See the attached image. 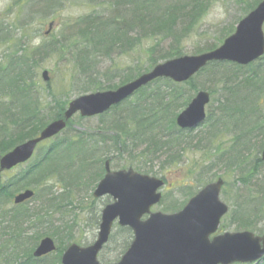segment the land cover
I'll return each instance as SVG.
<instances>
[{"label":"rangeland","instance_id":"rangeland-1","mask_svg":"<svg viewBox=\"0 0 264 264\" xmlns=\"http://www.w3.org/2000/svg\"><path fill=\"white\" fill-rule=\"evenodd\" d=\"M151 1L153 5L149 4L142 13L151 11L150 14L159 18L164 14L163 8L176 6L171 32L141 37L134 31V37L130 33L126 35L128 39L121 36L122 42L118 46L110 44V50L98 55L88 53L89 59L85 63L80 57L86 54V49L92 48V42L85 44L78 35L74 40L67 38L86 16H108L109 6L113 8L112 0H0V68L15 67L14 59L34 51L33 62H28L30 66L33 64L29 67L31 74H26V81L27 84L34 83L43 95L41 105L47 108L43 112L47 124L53 121L50 110L56 112L58 105H65L81 94L120 87L150 71L152 62L162 60L175 47L179 46L176 52L184 56L199 54V50L221 44L218 38L224 37L227 30H235L239 20L247 14L244 5L252 6L260 0H199L207 1L208 6L194 24L189 17L185 18L186 12L193 15L192 0ZM141 16L134 15L133 22L138 24L136 19ZM52 22L53 30L46 35ZM150 24L152 19L144 22L147 28ZM81 42L85 45H80ZM41 45L46 48L54 45L57 51L39 49ZM21 46L23 50H19ZM263 62L259 60L252 64L254 67L263 65L261 74L264 75ZM87 63L92 68L86 69ZM214 67L208 64L192 79L176 86L166 79L157 80L98 117L84 118L76 114L67 129L37 148L30 162L4 173L0 186V263L26 262L27 255L32 254L34 246L45 237H52L58 248L57 238H63L67 245L76 243L84 247L92 244L98 235L101 209L111 201L108 196L94 199L92 192L102 177L104 160L112 157L114 169L132 167L154 177L166 178L168 186L162 189L163 199L153 208L164 213L179 211L192 193L205 183L223 177L220 198L229 206V212L224 215L219 232L248 229L256 235L263 234L264 193L253 194L251 190L256 189L257 183L264 185V164L254 169L255 160L264 149V126L261 128L264 120L254 128L256 139L250 143L249 152L243 157L237 155V160L234 158L232 162L222 159V154H228L233 146L243 151L245 144L235 141V135L241 131L236 121L231 120V125H227L231 131L224 129L220 135L214 131L218 128L213 122L220 116L216 112L223 87L218 85L219 82L213 84L211 73L217 69L224 73L231 65L225 63ZM43 70L50 75L47 82L42 79ZM175 90L179 92L178 97L173 95ZM198 90L211 91L212 100L207 109L214 117L206 119L195 130L180 132L172 124L163 128L166 122H161L159 111L149 110L157 104L153 95L161 91L165 94V103L175 106L170 117L174 120L173 115L181 112ZM18 93L0 95V145L13 143L16 134H20L11 121L13 116L18 118L24 103ZM136 114L140 117H134ZM143 120L145 124L141 125ZM3 128L11 135H4ZM31 130L25 128L21 133ZM127 131L129 134L125 133ZM155 136L157 139L165 136L162 142L166 145L151 146L150 140ZM52 146L56 149L46 155ZM80 169L87 171L83 182L65 175L71 171H75V175ZM27 188L35 191V197L23 205H14V196ZM52 198L54 208L49 203ZM36 214H41L39 219ZM17 219H26L22 229L13 226ZM118 230L116 226L114 236L99 254L102 263L116 262L131 240L130 234ZM20 231L23 235L17 237ZM59 258L58 251L42 257L39 263H31L59 264Z\"/></svg>","mask_w":264,"mask_h":264},{"label":"water","instance_id":"water-1","mask_svg":"<svg viewBox=\"0 0 264 264\" xmlns=\"http://www.w3.org/2000/svg\"><path fill=\"white\" fill-rule=\"evenodd\" d=\"M263 24L264 0L241 20L236 33L229 36L216 50L158 64L151 72L142 74L117 90L77 97L69 103L63 119L52 122L35 137L36 139L28 140L4 155L0 159V169H9L18 163L26 162L39 142L65 129L67 120L78 111L88 117L100 114L155 78L165 76L184 82L209 61L250 63L264 54ZM43 76L48 78L47 71H44ZM209 100V94L198 92L186 110L178 116L176 121L179 126L195 127L204 122V108ZM106 168L107 174L96 189L95 195L100 197L109 193L117 201L104 209L99 236L94 244L84 248L76 244L71 245L62 256V264H100L97 253L108 240L113 220L117 216L121 225H130L135 232L132 246L117 264H231L237 261H256L264 254V236L255 237L248 231L227 232L214 237L213 240L209 239L228 210V206L222 203L218 196L222 186L221 180L202 189L179 213H153L147 220L141 221V217L150 211V206L160 201L161 195L156 192L163 185V181L147 175L134 174L132 170L112 173L108 162ZM33 195L31 190H27L16 196L15 202H23ZM54 249L53 240L46 238L41 241L34 255L41 257Z\"/></svg>","mask_w":264,"mask_h":264},{"label":"trees","instance_id":"trees-1","mask_svg":"<svg viewBox=\"0 0 264 264\" xmlns=\"http://www.w3.org/2000/svg\"><path fill=\"white\" fill-rule=\"evenodd\" d=\"M111 2V0H108ZM193 1V15L189 13H185V18L189 17V21L196 22L205 12V9L208 6L207 1H199V0H192ZM242 3L245 1H241ZM259 2V1H258ZM112 6L113 8H110L111 5L109 6V15L108 16H86L84 19L79 22V25L77 26V29H75L74 32H72V36L70 35V38H67L68 40H74L75 36L78 35L79 39H82V41L86 44L87 41L92 42V48L86 49L83 57L81 56L80 59L84 60L86 63L89 59L88 53L91 52H96L97 55L100 54L102 51L105 50H110V44L112 46H118L122 42V37L124 36L126 39V35L131 34L130 36L134 35L138 31L139 36H144V37H151V35L158 36L161 33H168L172 31V22L175 20L173 16L174 9L176 6H171L163 8L162 12L164 14H161V17H156L150 12H144L146 11L147 6L152 4L151 0H112ZM243 3V4H244ZM248 3V2H247ZM246 3V4H247ZM111 4V3H110ZM258 3H253L252 6L250 5H244V9L247 12L252 10ZM153 5V4H152ZM181 5V4H178ZM182 8V7H179ZM143 11H140V10ZM139 10V11H138ZM108 13V12H107ZM112 13V16L110 14ZM136 15L139 17V15H142L140 19H136L138 21V24L136 22H133V16ZM150 16V17H148ZM148 19H152V24L147 28L146 25H144L145 21H148ZM137 27V28H136ZM232 30H227L225 32V36L227 37L228 34H230ZM158 33V35H156ZM123 37V40H124ZM134 37V36H132ZM139 37V39L141 38ZM218 38L219 43H221L223 40L222 38ZM68 40H66L68 42ZM222 40V41H221ZM73 43V42H72ZM81 42L80 45H85ZM41 45L39 49L42 48L45 49V51L48 52H55L57 51L53 46H50L49 48L42 47ZM216 45H212L209 47H206L204 50H199L198 52H206V50H212L215 49ZM23 50L24 48L21 46L19 50ZM34 50H37V48H33ZM179 50V46L173 48V50L167 52L165 56L162 58L164 59H171L176 56H180V52H176ZM26 51V49H25ZM34 51H31V54L26 55H21L20 57H17L14 59L15 67L10 66L9 68H0V95L2 94H12V92H19L18 96L21 97L23 100V105L21 108L20 113L17 115L18 118L13 116L11 119L13 125L16 126L17 132H20V134H16L17 137L15 138L16 140L11 143H2L0 145V156L4 154L5 152L9 151L12 149L15 145L24 143L26 140L30 138H34L42 129L45 128L46 123L45 122V117L43 116V112L45 109L42 107L41 102H42V96L39 89L35 88L34 83L27 84L26 81V74H31L30 73V68H32V65L30 66L29 63L33 62L32 58V53ZM104 55L105 52L103 53ZM51 55V54H50ZM90 56V55H89ZM92 56V54H91ZM162 60H156L152 62L151 67L157 63H159ZM264 61V57L261 59ZM29 62V63H28ZM264 63V62H263ZM222 63H213L212 65H221ZM231 68L229 67L227 71L224 73L221 72V70L217 69V71H213L211 76L213 77V84L218 85L222 84L223 87V93L219 97V109L221 111V117L219 120H223L222 124H226L225 126L218 127L214 131L217 132L216 135H220V133L224 132L226 130H229L227 125H231L232 122H237L238 126L241 127L240 133H238L236 136L235 141L237 142H243V144L246 145L244 148L242 157L244 153H247L250 143L253 142L255 135L253 136L254 133V128L264 120V75L261 74V70L263 65H259L254 67L253 64L247 67L243 66H238L235 64H230ZM234 68H233V66ZM91 64L87 63L86 69L87 68H92L90 67ZM214 67V68H215ZM83 68V67H82ZM93 85H96L95 82L90 81ZM216 87H218L216 85ZM31 88V89H29ZM49 90L50 85H48ZM212 91L215 92V90L212 88ZM161 91H158L156 94L153 95V100L157 101V104H155L154 108H150V111H154L157 109L159 111L158 115L161 114V122L165 123L163 128L169 127L171 124L172 126L175 125V121L171 119L172 117V112L171 111L175 106L172 103L166 102L164 100L165 94ZM176 97H178L179 92L175 93ZM56 99H53V101ZM68 103V102H67ZM67 103L65 104L67 106ZM65 105H58L57 106V111L55 112L54 110H50V114L53 116V121L56 120L57 118L63 117V113L66 109ZM177 112L173 117H176ZM155 115V114H154ZM213 114H210V118H212ZM136 118H139L137 114L134 116ZM150 118V117H149ZM153 119V118H150ZM232 120V122H231ZM168 123V124H167ZM253 124V125H252ZM264 126V125H263ZM263 126L261 128H263ZM25 128H30L33 129L29 132H24L21 133ZM4 129V135L7 133H10L7 128ZM35 129H38L34 132ZM15 131V132H16ZM213 131V132H214ZM231 131V130H229ZM234 131V130H233ZM126 134H129V132H125ZM14 134V133H12ZM11 135V133H10ZM165 136H160L158 139L155 138L151 139V146H159V145H166V142H162L164 140ZM212 138V137H211ZM209 138V142L210 139ZM211 143V142H210ZM55 146H52L49 148L47 154L49 152H52ZM246 149V150H245ZM229 152V151H228ZM249 152V151H248ZM231 153V152H230ZM235 153L231 154V157H229L226 161H233L234 158L236 159L237 156L234 155ZM237 160V159H236ZM225 161V160H224ZM256 164L254 166V169L256 166L262 165V161H260L259 157L255 160ZM177 169L175 170V172ZM72 172V173H71ZM70 173L67 172L65 173L66 176H70L72 180H81V178H85L86 173L83 169H80L75 175V171H71ZM174 172V173H175ZM173 173V174H174ZM73 176H72V175ZM256 178V177H255ZM255 178L253 180H255ZM66 179V178H64ZM87 180L88 177H86ZM91 183L92 181L89 180ZM256 189H252L251 192L253 194H261L264 193V185L262 184H255ZM52 199L49 200V202ZM54 205V204H53ZM52 206V205H51ZM41 214L35 215L36 219H39ZM15 222V220H14ZM26 222L25 220H20L17 219L16 223L14 224L17 228H23V224ZM125 232L126 229H123ZM56 233V232H55ZM23 232L20 231L17 235V237H22ZM38 236V235H36ZM39 237V236H38ZM57 242H60V246L57 249V252L59 251V256L62 254L64 249L67 247V244L64 243L63 238L58 239ZM63 245V246H62ZM14 247V246H13ZM33 247V246H32ZM14 249V248H13ZM33 248L31 249V251ZM27 261L26 262H21L19 261L18 264H36L39 263V260L34 259L32 257V254L30 253L27 255ZM31 262H36V263H31ZM60 264V262H59Z\"/></svg>","mask_w":264,"mask_h":264},{"label":"flooded vegetation","instance_id":"flooded-vegetation-1","mask_svg":"<svg viewBox=\"0 0 264 264\" xmlns=\"http://www.w3.org/2000/svg\"><path fill=\"white\" fill-rule=\"evenodd\" d=\"M113 159H111V161H112Z\"/></svg>","mask_w":264,"mask_h":264}]
</instances>
